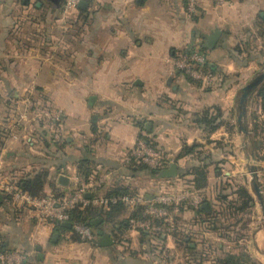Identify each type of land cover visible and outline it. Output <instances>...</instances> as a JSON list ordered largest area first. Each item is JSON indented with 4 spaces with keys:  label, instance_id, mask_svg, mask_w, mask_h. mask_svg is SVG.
<instances>
[{
    "label": "crops",
    "instance_id": "crops-1",
    "mask_svg": "<svg viewBox=\"0 0 264 264\" xmlns=\"http://www.w3.org/2000/svg\"><path fill=\"white\" fill-rule=\"evenodd\" d=\"M63 4L0 0V180L18 184L38 174L41 191L63 194L83 172L93 178L90 182L101 179L106 196L119 191L149 199L190 189L192 169L201 164L207 206H184L171 232L145 230L143 235L124 220L135 208L123 204L108 212L109 205H92L97 210L93 238L81 240L71 225L38 220L0 186L3 247L25 254L29 264H217L228 250L253 256L249 244L263 243L264 230L230 247L234 242L221 230L206 228L203 219L217 204L222 180L246 181L250 213L264 206L259 87L247 100L245 137L235 101L246 81L238 82L239 55L232 53L244 38L245 20L264 22V0H230L222 6L202 0L194 14L184 0H82L66 12ZM214 30L220 37L205 48ZM191 47L206 51L218 74L214 87L204 88L174 68L177 52ZM22 96L38 102L24 103ZM52 110L61 113V143L52 138ZM139 140L167 153L171 160L161 169L173 162L177 173L167 176L132 163L128 154ZM251 157L263 204L250 181ZM60 175L67 177L66 184L59 182ZM97 230L112 243L99 245Z\"/></svg>",
    "mask_w": 264,
    "mask_h": 264
},
{
    "label": "built area",
    "instance_id": "built-area-1",
    "mask_svg": "<svg viewBox=\"0 0 264 264\" xmlns=\"http://www.w3.org/2000/svg\"><path fill=\"white\" fill-rule=\"evenodd\" d=\"M82 0H64L63 11L76 8ZM202 0H184L186 10L192 14L197 11ZM219 5L223 0H212ZM206 51L199 47L184 48L177 52L173 58V66L181 71L189 80L199 83L204 88H212L216 82V74L208 67ZM210 65V64H209ZM29 103V102H28ZM52 138L58 143L63 142L61 113L52 110ZM129 160L149 164L154 168H162L170 162L169 155L156 149L144 140L136 142L129 151ZM0 186L11 195L12 202L32 209L38 220L52 223L53 225L70 222L72 230L79 235L81 240L93 238L92 228L82 222L72 221L70 210L76 206L89 205L108 206L122 203L130 208L143 206L140 216L128 219L130 228L146 231L171 232L175 226V217L181 204L198 208L202 204L201 195L197 190L185 189L179 192H160L151 198L141 194H112L101 193V179L90 182L80 175L74 176L73 187L59 197H40L32 195L16 184L0 180ZM17 205V206H18ZM156 219L159 221L155 222ZM161 220V221H160ZM0 264H29L25 254L18 251L5 249L0 241Z\"/></svg>",
    "mask_w": 264,
    "mask_h": 264
},
{
    "label": "trees",
    "instance_id": "trees-1",
    "mask_svg": "<svg viewBox=\"0 0 264 264\" xmlns=\"http://www.w3.org/2000/svg\"><path fill=\"white\" fill-rule=\"evenodd\" d=\"M208 67L218 77L216 70H214L209 64H208ZM257 95L260 98V108L262 111H264V83L263 82L259 85V88L257 90ZM51 133H52V128H51ZM132 163H137L142 168H147V165L141 162L134 161ZM205 168L206 166L201 165V164L199 166L193 167L192 169L193 179H192L191 184H189L188 186L192 190H200V193L202 194L201 196L202 202L207 201L205 192H203V190L200 189L206 184L205 172H204ZM147 169H151L152 172H155V171L157 172L161 170V168H149V167ZM80 175L84 177L87 181L93 180V178L90 175H88V173L81 172ZM232 180L230 181L222 180L220 182L218 194L216 197V202L219 205L217 206L216 204L214 207H212L209 213H204L207 215L205 219H203V222L204 224H206L205 225L206 228L214 227L216 229H219L223 232V234L227 238L230 237L231 240L236 241V240H240L241 238L245 237V234L241 232H240L241 234L239 233L238 225L242 220H244V216H242V213L243 212L249 213L251 211L250 209L252 206V202H251L252 198L248 194L246 187L242 182L235 181V180L232 181ZM22 182H25V183L22 184ZM42 183H43L42 179L37 174L35 176H30L24 179L23 178L20 179V182H18V184L16 183V185L24 189L25 191L29 192L30 194L40 196V197H47V196L59 197L62 195V192H59V191H50V192L41 191L40 189L42 187ZM109 194H120V192L119 191L111 192ZM126 194H131V193L127 192ZM131 195H133V193ZM122 206H123L122 203L110 204L108 206V208L110 209L108 212L112 211V209L116 210L118 209V207H122ZM184 206L186 208L189 207L185 204H181L179 211H181V209ZM142 207L143 206H137L134 209L133 213L129 215L128 217H126L124 220L127 222V220L130 217L140 216ZM94 208L95 207L91 205L86 206V207H80L78 205L74 207L73 209L70 210L71 220L85 223L92 228L91 220H92V217L96 215L95 211H97ZM106 217H109V213L106 214ZM156 221L158 222L159 219H156L155 222ZM56 226H60V224H57ZM239 228H241V226H239ZM140 233L143 235L148 234L145 230H140ZM230 233H234L233 236ZM239 246L241 247L240 244ZM256 261L257 260H255L253 256H250L245 251H240L239 253H231L228 250L227 252L224 253L223 256L217 259V264H257ZM198 263L199 262H197V264Z\"/></svg>",
    "mask_w": 264,
    "mask_h": 264
},
{
    "label": "rangeland",
    "instance_id": "rangeland-1",
    "mask_svg": "<svg viewBox=\"0 0 264 264\" xmlns=\"http://www.w3.org/2000/svg\"><path fill=\"white\" fill-rule=\"evenodd\" d=\"M229 1L230 0H223V2L217 6L225 5ZM242 1L245 2L246 0H242ZM250 23L251 22L249 21V19L245 20V22L243 23V27L241 29L242 37L244 36V38H242L240 41L238 40V42H237L238 44L236 45V47H234L232 49V53L239 55V58L237 60V64L239 66L238 68L240 69V72H242L243 78L242 77L239 78L238 82L242 83V84L245 81L249 80L253 75H255L259 70H261L264 67V23L263 22H260V23L257 22L256 24H253V23L250 24ZM249 27H251V30L248 29ZM238 30H240V28ZM247 30L250 31L249 34H248ZM259 61H261V62H259ZM241 68H243V69H241ZM230 70H233V68ZM234 70H235V68H234ZM22 98L24 99V103H28L30 101L31 104L32 103L36 104L38 102L37 100L35 101L34 99H31V97H28V96L27 97L22 96ZM245 117H246V112H245ZM143 164L147 165V168L148 167L154 168V167L150 166L149 164H146V163H143ZM142 169H144V168H142ZM245 174L246 173H244V177H245ZM243 180L244 179L239 180V181H241L245 185L246 181L245 180L243 181ZM253 210L254 211H252L251 213L250 212L249 213L243 212L244 214L242 213V216H244V220H242L239 223L238 229H239V233L241 232V233L245 234V237L243 239L241 238L240 239L241 241H243L244 239L247 240L246 235H248L249 239L251 238V240H252L251 235H252L253 231L255 232V231L259 230L260 234L263 235L262 230H264V219L262 216L261 208L259 206H257V207H254ZM239 226H241V228H239ZM230 234L233 236L234 233H230ZM230 234H229V236H230ZM235 235H236V233H235ZM213 237L214 236H212V239H213ZM228 241H233V240H231L229 237ZM251 245L249 244L251 249L252 248L254 249L253 250L254 251L253 257L255 258V260H257L256 261L257 264H264V261H263L264 238H263V243L261 242L259 245H257L254 242V243H251ZM228 246L234 247L235 243L228 244Z\"/></svg>",
    "mask_w": 264,
    "mask_h": 264
},
{
    "label": "water",
    "instance_id": "water-1",
    "mask_svg": "<svg viewBox=\"0 0 264 264\" xmlns=\"http://www.w3.org/2000/svg\"><path fill=\"white\" fill-rule=\"evenodd\" d=\"M220 30H214L209 35L206 36V42L203 44L205 48H212L217 43L219 37H220ZM264 81V67L259 70L255 75H253L249 80L243 84L236 95V116H237V123L239 126L240 132L244 134V136H247V123L245 118V112H246V104L248 98L255 92V90L259 87V85ZM255 159L253 157L250 158L248 161L249 165V174H250V181L252 183V187L254 189V192L261 204H263L262 199V193H261V187L259 185L258 181V173L257 169L255 167ZM161 173L165 174L167 176H172L177 173V166L175 163H170L169 166L165 169H161ZM59 182L62 184H66L67 177L64 175H60L58 178ZM207 204L203 203L201 204V207H206ZM262 216L264 219V206L262 205ZM98 220H94V223H96ZM63 225L70 226V222H63ZM97 234L99 235V245L105 246L112 243V240L110 239L109 235L104 234L102 230H97ZM264 260V257H263Z\"/></svg>",
    "mask_w": 264,
    "mask_h": 264
}]
</instances>
